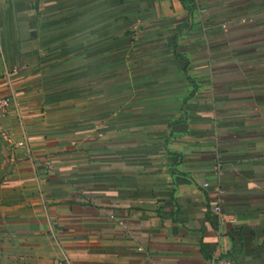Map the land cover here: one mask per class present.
I'll list each match as a JSON object with an SVG mask.
<instances>
[{"label": "crops", "instance_id": "1", "mask_svg": "<svg viewBox=\"0 0 264 264\" xmlns=\"http://www.w3.org/2000/svg\"><path fill=\"white\" fill-rule=\"evenodd\" d=\"M0 97V258L264 264V0H0Z\"/></svg>", "mask_w": 264, "mask_h": 264}, {"label": "built area", "instance_id": "2", "mask_svg": "<svg viewBox=\"0 0 264 264\" xmlns=\"http://www.w3.org/2000/svg\"><path fill=\"white\" fill-rule=\"evenodd\" d=\"M201 12H204V11H201ZM11 104H12V101L10 98L0 97V134H1L2 138L6 142H8L9 144L13 143V136L8 131L5 130L4 125H3V119L7 115V113L9 112ZM221 171H222L221 168H219L218 173H221ZM203 186H204V188H207L208 184H204ZM215 211L219 212L220 208L216 207ZM233 222H234V220H233ZM219 264H238V263H236L234 261H226V262H222Z\"/></svg>", "mask_w": 264, "mask_h": 264}, {"label": "rangeland", "instance_id": "3", "mask_svg": "<svg viewBox=\"0 0 264 264\" xmlns=\"http://www.w3.org/2000/svg\"><path fill=\"white\" fill-rule=\"evenodd\" d=\"M0 264H16L14 262H9L8 260L0 258Z\"/></svg>", "mask_w": 264, "mask_h": 264}]
</instances>
